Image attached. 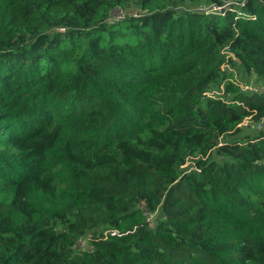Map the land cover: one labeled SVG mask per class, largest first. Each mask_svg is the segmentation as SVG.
<instances>
[{
    "label": "trees",
    "instance_id": "16d2710c",
    "mask_svg": "<svg viewBox=\"0 0 264 264\" xmlns=\"http://www.w3.org/2000/svg\"><path fill=\"white\" fill-rule=\"evenodd\" d=\"M247 118L264 0H0V264H264Z\"/></svg>",
    "mask_w": 264,
    "mask_h": 264
},
{
    "label": "rangeland",
    "instance_id": "374dc122",
    "mask_svg": "<svg viewBox=\"0 0 264 264\" xmlns=\"http://www.w3.org/2000/svg\"><path fill=\"white\" fill-rule=\"evenodd\" d=\"M192 9H194V8H192ZM125 14L134 15L135 11H134V9H127L125 11L115 10V11H113L112 16H120V15H125ZM236 79L240 80L241 86L244 89H256L257 90V89H259V87L262 88V84L260 82H258L257 79L254 78V76H243L241 73H236ZM246 83L248 84L247 87L245 86ZM241 126H242L241 128H242L243 133L254 134L257 131H259L260 129L264 128V123H262V125H260L256 122L249 121V119L247 118L243 121ZM209 157H211L212 160L217 162V163H220L222 160V158L218 155H215V153H211L209 155ZM191 169H194L193 168V159L187 160V162L183 166V170H185V171H189ZM148 219L151 220V217H149ZM77 247L79 249H85L87 247L86 240H84V239L79 240L77 242Z\"/></svg>",
    "mask_w": 264,
    "mask_h": 264
}]
</instances>
